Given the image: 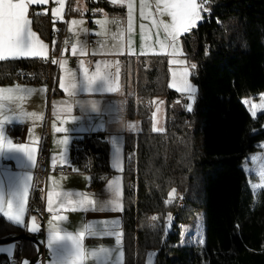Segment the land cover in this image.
Listing matches in <instances>:
<instances>
[{
  "label": "trees",
  "instance_id": "trees-1",
  "mask_svg": "<svg viewBox=\"0 0 264 264\" xmlns=\"http://www.w3.org/2000/svg\"><path fill=\"white\" fill-rule=\"evenodd\" d=\"M204 1L202 19L181 36L182 54L195 65L190 111L171 108L179 96L168 86L164 57H130L122 64L125 113L140 121L124 145V264H143L149 250L153 264H264V189L253 191L242 167L264 145V111L252 117L242 102L264 92V0ZM89 4L124 12L106 0ZM35 16V30L46 37L45 16ZM50 71L44 60L6 59L0 61V85L41 83ZM158 97L165 99V120L162 131H153L151 106ZM69 152L92 189L113 172L103 132L73 139ZM198 213L201 234L181 243L183 226ZM23 232L0 214V239ZM35 253L31 242L20 241V256Z\"/></svg>",
  "mask_w": 264,
  "mask_h": 264
},
{
  "label": "crops",
  "instance_id": "crops-1",
  "mask_svg": "<svg viewBox=\"0 0 264 264\" xmlns=\"http://www.w3.org/2000/svg\"><path fill=\"white\" fill-rule=\"evenodd\" d=\"M90 1L96 2L97 0H48L46 4L30 5L27 12V17L30 20L29 29L35 34L36 39L46 46L45 55L21 56L16 60L40 59L45 61L50 58L51 68H53L51 73L54 80L53 85L49 88L43 80L41 83L13 82L0 85V89L18 90L11 93L0 92V122L11 118V122L5 126L6 136L14 144L24 145L27 149L32 150L34 156L33 163L28 161L23 153L0 155V194L3 195V207L7 211L9 193L18 189L25 178L31 177L27 181L22 220L20 223H12L22 227L23 234L34 236L41 245L42 257L38 264H52L57 258L54 250H50L48 247L47 241L51 230H57L60 235L65 233L75 235L83 231L86 225H92L95 234L85 235L82 240L84 248L86 250L100 248L118 250L123 253L124 264L122 244L124 145L127 137L135 138L140 130V121L126 116V96L120 83L121 68L125 58L137 59L150 51L165 55L167 63L174 57L169 54L172 51L170 46L165 49H161L160 44L152 46L154 37L165 38L162 28L154 26L152 23L143 24L146 30L143 36L146 39H142L141 0H132L134 8L131 32L128 31L127 0H123V2L117 0L116 4H113L111 0H106L111 6L123 8L122 14L110 13L99 5H91L99 9L92 22L86 17ZM143 2L149 5L153 14V17L151 14V18L157 21V25L160 21L166 23L170 21V17L166 14H159L155 6L156 0H143ZM61 4H63L62 14L58 17L53 16V10L60 8ZM38 14H42L46 18L48 26L46 37H43L34 28L33 20ZM99 20H114L117 23L106 24L102 31L97 23ZM72 21L77 23L72 24ZM149 21L151 22V20ZM91 37L94 38V44L89 43ZM179 40L177 42L178 56L182 52ZM164 43L171 44L166 41ZM64 45H68L71 54L78 58L74 67L70 66L69 58L66 55H61ZM73 45H75V51H73ZM54 60L57 63H53ZM61 62H63V67H61ZM85 72L89 76L97 72L106 75L110 78V83L115 90L108 91L106 87H102V81H97L93 85L94 90L87 91L83 83ZM170 78L171 75L168 71V80ZM61 80L64 81L67 91L65 88H61ZM72 83L76 84L75 89L71 88ZM54 87L60 93L53 94ZM27 90H31V93L29 94ZM155 100L156 98L153 99L152 106ZM158 100L165 102L163 97H158ZM31 114H36L40 118L33 119ZM164 120L165 113L163 124H159V128H163ZM129 125L133 127L130 128ZM95 132L105 134L109 146L108 160L113 172L105 183L92 189L89 175L79 171L71 163L69 149L73 139ZM42 141H44L49 162L54 165H66L69 172L67 174H50L37 190L38 199H36L35 195L33 198L31 195ZM117 149L120 158L119 167L114 165V153ZM116 180L119 181L120 210H112L110 204L114 199V194L109 189V183ZM50 192L53 200L51 211H49L48 205ZM57 193L84 194L95 201L96 207L79 208L74 203L69 204L63 196H57ZM69 199L75 201L77 197L73 195ZM62 200H64L63 203H61ZM30 202L42 210L51 212V217L42 222L37 213L29 212ZM72 208H77V210H72ZM0 214L3 216L2 213ZM54 216L63 217V219L54 220ZM117 233L120 234L119 244L117 243ZM1 245L0 257L7 258V264H9L15 260L20 247L15 242L1 243ZM116 254L114 252L113 256ZM83 264H97V261L89 257ZM99 264H105L103 258L100 259ZM107 264H112V261H108Z\"/></svg>",
  "mask_w": 264,
  "mask_h": 264
},
{
  "label": "snow or ice",
  "instance_id": "snow-or-ice-1",
  "mask_svg": "<svg viewBox=\"0 0 264 264\" xmlns=\"http://www.w3.org/2000/svg\"><path fill=\"white\" fill-rule=\"evenodd\" d=\"M48 0H0V61L12 58L16 59L21 56L29 55H45L46 46L43 43H40L35 34L32 33L29 29L30 20L27 17V12L30 5H42L46 4ZM113 4H116L117 0H111ZM123 2V0H121ZM203 0H156V9L160 15H167L170 17L169 22L160 21L157 25V21L153 20L152 23L154 26L162 28L167 38H170L171 44L168 45L164 42L157 40V43L160 44L161 49L171 47L172 51L170 55L178 54L177 42L179 37L182 34L189 33L193 28L197 26V22L201 20V8ZM149 5L145 4L141 0L140 15L142 18L147 19L151 16V13L145 14V9ZM63 4L60 8L53 10V16H60L62 14ZM133 8L134 5L132 0H127V18H128V31H132V22H133ZM206 11V9H205ZM76 21H72V24H76ZM97 23L100 25L101 30L103 31L104 26L108 23H117V21H108V20H99ZM71 31V29H69ZM145 31V26L141 25L142 39L145 37L143 33ZM150 38V37H149ZM131 43V41H129ZM73 51H75V45H73ZM57 63V61H53ZM169 64H179L183 65L185 61L179 59H172L168 61ZM61 67H63V62H61ZM195 68V65L191 66ZM189 69L187 67L183 68L180 71H173V83L169 87H176L177 91L189 93V98L191 99V94L195 92V88L189 83L187 77L189 76ZM97 81H102V87H106L108 91H114L110 83V78L106 75H101L99 72L94 73L89 76L85 72L84 76V86L87 91H93V85ZM61 88H65L64 81L61 80ZM71 88L75 89L76 84L72 83ZM67 91V89L65 88ZM18 91L17 89L7 88L0 89V92H14ZM28 93H31V90H27ZM71 94V93H70ZM264 99V97H262ZM247 103V101H245ZM256 106H253L255 108ZM264 107V105H262ZM188 110H191V105L188 106ZM255 111L253 115L255 116ZM33 119H39L40 117L36 114H31ZM11 122V118H8L0 122V155L5 153H23L26 156L27 160L34 163V156L32 150L27 149L24 145L14 144L13 141L6 136V124ZM129 127H133L129 125ZM59 130V129H57ZM155 126L153 131H159ZM10 158V157H9ZM255 159V158H254ZM120 158L119 150L117 149L114 153V165L119 167ZM259 175L264 180V163L261 164ZM31 177L25 178L21 183L20 187L9 193V198L7 200L8 210L6 211L3 207L4 199L3 195L0 194V213L3 214L9 221L14 223H20L22 220V214L25 210V197L27 194V181ZM119 181H113L109 183V189L114 194V199L110 202L112 210H120L119 204ZM57 196H63L64 200H67L69 204H76L79 208H88L96 207L95 201L89 199L86 195L76 193H57ZM75 195L77 199L75 201L69 199V197ZM175 196V190L169 193V201ZM61 201V203L64 202ZM52 193L48 194V205L49 211L52 210ZM14 206V207H13ZM72 210H77V208H72ZM53 219H63V217L54 216ZM156 219V217H153ZM95 234L92 225H86L84 230L73 235V234H58L57 230H51L48 236V247L50 250H54V254L57 258L52 262V264H83L86 258H93L99 264L101 258L104 259L105 264L108 261H112V264H123V253L118 252V250H110L105 248L86 250L83 246L82 240L85 235ZM117 243L120 242V234L117 233ZM117 254L113 256V253ZM152 254H149V257ZM149 264L151 261L149 260Z\"/></svg>",
  "mask_w": 264,
  "mask_h": 264
},
{
  "label": "rangeland",
  "instance_id": "rangeland-1",
  "mask_svg": "<svg viewBox=\"0 0 264 264\" xmlns=\"http://www.w3.org/2000/svg\"><path fill=\"white\" fill-rule=\"evenodd\" d=\"M147 13L152 14L150 7L145 9V14H147ZM152 17H153V14H152ZM201 17H202V15H201ZM149 20H151V22ZM152 21H153V18H151V16L149 18H147L146 20H144L142 18V25L146 24V23L147 24L152 23ZM164 35H165L164 36L165 38H162L161 36L156 37V38L154 37V42H153L152 46L155 47V46L159 45L157 43V40H159L161 42L166 41L167 43L171 42L170 38L166 37L165 33H164ZM181 36L179 38L180 39L179 42H180V47L182 50ZM144 39H146V38H144ZM148 45H150V44H148ZM181 55H179V56H178V54L173 55L174 57L172 59H179V60L185 61V63L183 65L167 63V70L169 71V74L171 75V78L168 80V86L173 83L172 72L173 71H180L183 68L187 67L189 69V73H190L189 76L187 77V79H188L189 83L194 87L192 80H191V66L192 65H191V63H189L186 60V58L183 56L182 52H181ZM143 56L144 57L145 56H161V57H164L166 59L165 55H159L157 52H154V51L147 52ZM166 61H167V59H166ZM169 88L171 90L175 91L179 96V99L177 101H174L171 104V108L174 111H180L182 109L189 111L188 110L189 105H191V109H192L193 103H194V100L196 97V89H195V92L191 94L192 98L190 99L189 93L177 91L176 87H169ZM262 97H264V92L259 94L256 97H248V98H245L242 100L244 106L246 107V109L248 110L249 114L252 117H256L259 113L264 111V107H262V105H264V99H262ZM245 101H247V103H245ZM164 105H165V102H160L158 100V98H156V100L153 103V106H151V110H153L154 126L160 130L163 129L162 127L159 128V124H161V123L163 124V117H164L165 108H166V105L165 106ZM253 106H256V107L253 108ZM253 111H255V113H256L255 116L253 115ZM259 146H260L259 150L255 153L249 155L245 159L243 166H242L247 177L249 178V184H250V187L253 191H257L259 189H264V180H262V178L259 175L260 166L262 163H264V145L261 144ZM168 221H169V216H167V222ZM167 226L169 227V225H167ZM201 232H202L201 215L198 213L193 218L191 223L183 226L182 232H181V243H191V242L193 243V242H195L196 239L198 238V236L201 234ZM0 246H2V245L0 244ZM149 254H152V255L149 257ZM153 259H154V253H153V251L149 250L146 252L143 264H149V260L151 261V264H153Z\"/></svg>",
  "mask_w": 264,
  "mask_h": 264
},
{
  "label": "built area",
  "instance_id": "built-area-1",
  "mask_svg": "<svg viewBox=\"0 0 264 264\" xmlns=\"http://www.w3.org/2000/svg\"><path fill=\"white\" fill-rule=\"evenodd\" d=\"M200 2V0H198ZM206 9V4L205 1L203 0L202 8H201V14L205 13ZM207 10V9H206ZM99 12V9L94 7V6H89L86 10V17L90 22H92V19L96 13ZM90 44H94V38L89 39ZM66 55L69 58V63L71 67H74L75 64L78 61V58L73 56L71 54V50L68 45H64L63 50L61 52V55ZM46 64L48 65L49 68H51V60L50 58L45 60ZM52 71V70H51ZM43 79V82L48 85L49 88L52 87L53 85V76L51 75V72ZM128 154H126V158H128ZM69 172V168L66 165H54L49 162L48 159V153L45 150V144L44 141L41 143V149L40 153L38 155V161H37V166L36 170L34 172V184L32 188V198L34 197V193L36 190L40 188V185L44 180L50 175V174H67ZM31 198V199H32ZM31 203V202H30ZM29 212L37 213L40 217V220L44 222L46 219L50 218L52 213L48 212L46 210L40 209L38 206H36L34 203L30 204ZM18 247H20V243L17 242ZM42 257V255H41ZM41 260V258H40ZM39 260V261H40Z\"/></svg>",
  "mask_w": 264,
  "mask_h": 264
},
{
  "label": "water",
  "instance_id": "water-1",
  "mask_svg": "<svg viewBox=\"0 0 264 264\" xmlns=\"http://www.w3.org/2000/svg\"><path fill=\"white\" fill-rule=\"evenodd\" d=\"M21 240H27L29 242H31L35 249H36V253L34 256L32 257H22L20 256V248L17 252V256L15 257V260H13L12 262H10L9 264H38L41 255H42V247L41 245L38 243V241L36 240V238L30 234H15V235H11L5 238H1L0 239V244L1 243H10V242H19ZM8 263V259L3 257H0V264H7Z\"/></svg>",
  "mask_w": 264,
  "mask_h": 264
}]
</instances>
